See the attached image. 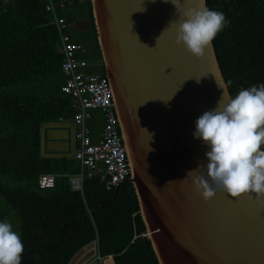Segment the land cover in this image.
Returning a JSON list of instances; mask_svg holds the SVG:
<instances>
[{"label":"trees","instance_id":"trees-1","mask_svg":"<svg viewBox=\"0 0 264 264\" xmlns=\"http://www.w3.org/2000/svg\"><path fill=\"white\" fill-rule=\"evenodd\" d=\"M48 1L0 0V221L22 236L21 264H68L96 239L116 264H159L132 184L108 190L86 176L83 192H74L69 176L82 171L80 162L41 154V127L75 118L71 97L62 92L61 42ZM54 2L65 3L59 15L67 32L87 49V72L107 77L91 0ZM206 3L226 17L213 42L233 98L242 88L264 84V0ZM83 22L89 28L81 34ZM104 123L103 112L94 111V142ZM46 174L56 175V183L43 190L39 179Z\"/></svg>","mask_w":264,"mask_h":264},{"label":"water","instance_id":"water-1","mask_svg":"<svg viewBox=\"0 0 264 264\" xmlns=\"http://www.w3.org/2000/svg\"><path fill=\"white\" fill-rule=\"evenodd\" d=\"M201 2L207 7L206 0H180V6L198 8ZM91 3L130 168L123 184L135 189L158 263L264 264V207L255 194L217 193L205 202L186 177L208 163L210 148L193 135L196 120L216 108L223 90L233 98L214 42L201 59L178 46V25L170 23L180 14L171 0ZM53 132L66 137L52 138ZM57 143L66 148L52 145ZM41 154L74 159L75 125L44 124Z\"/></svg>","mask_w":264,"mask_h":264},{"label":"clouds","instance_id":"clouds-1","mask_svg":"<svg viewBox=\"0 0 264 264\" xmlns=\"http://www.w3.org/2000/svg\"><path fill=\"white\" fill-rule=\"evenodd\" d=\"M171 3L180 14L179 20L170 23L178 25L176 44L201 59L226 26L224 13L209 9L203 2L187 10L180 6V0ZM193 135L210 148L205 153L208 163L186 175L205 202L217 193L232 198L255 194L257 203L264 207V84L242 88L234 98L226 97L223 90L216 108L196 120ZM23 252L21 234L9 221H0V264H21Z\"/></svg>","mask_w":264,"mask_h":264},{"label":"built area","instance_id":"built-area-1","mask_svg":"<svg viewBox=\"0 0 264 264\" xmlns=\"http://www.w3.org/2000/svg\"><path fill=\"white\" fill-rule=\"evenodd\" d=\"M65 7L63 2L56 4L54 0H49L46 11L52 14L53 24L60 36L58 53L62 56V70L66 78L62 92L71 97L75 111L74 158L80 162L82 171L69 176V185L72 191L83 192L85 177H97L108 190H113L129 179L130 168L107 77L87 72L90 67L84 58L87 49L72 41L67 32L69 25L59 15V10ZM96 110L103 112L105 122L98 142L93 141V132L89 126ZM56 177L53 174L41 176L40 188H53ZM68 264H116V261L115 256L102 254L96 239L82 248Z\"/></svg>","mask_w":264,"mask_h":264},{"label":"crops","instance_id":"crops-1","mask_svg":"<svg viewBox=\"0 0 264 264\" xmlns=\"http://www.w3.org/2000/svg\"><path fill=\"white\" fill-rule=\"evenodd\" d=\"M62 123H64V122H62ZM50 137H52V138H58V139L65 138L66 137V133L53 132V133L50 134ZM52 145L54 147H56L57 149L66 148V145H64V144L62 145V144L57 143V144H52Z\"/></svg>","mask_w":264,"mask_h":264},{"label":"rangeland","instance_id":"rangeland-1","mask_svg":"<svg viewBox=\"0 0 264 264\" xmlns=\"http://www.w3.org/2000/svg\"><path fill=\"white\" fill-rule=\"evenodd\" d=\"M83 27L89 28V26L86 23H84V22L79 24V28L82 29Z\"/></svg>","mask_w":264,"mask_h":264},{"label":"flooded vegetation","instance_id":"flooded-vegetation-1","mask_svg":"<svg viewBox=\"0 0 264 264\" xmlns=\"http://www.w3.org/2000/svg\"><path fill=\"white\" fill-rule=\"evenodd\" d=\"M87 30H88L87 27H83V28L81 29V34L87 32Z\"/></svg>","mask_w":264,"mask_h":264}]
</instances>
